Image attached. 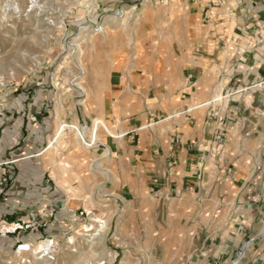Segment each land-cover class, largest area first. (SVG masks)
I'll return each instance as SVG.
<instances>
[{
    "label": "crops",
    "instance_id": "1",
    "mask_svg": "<svg viewBox=\"0 0 264 264\" xmlns=\"http://www.w3.org/2000/svg\"><path fill=\"white\" fill-rule=\"evenodd\" d=\"M182 7L145 58L116 62L97 84L92 116L106 127L94 148L72 129L55 136L59 121L91 120L65 92L1 113L0 166L12 173L1 225L34 222L40 235L52 210L77 230L86 213L115 249L109 263L142 264L148 251L149 264H264V0ZM31 231L0 233V261Z\"/></svg>",
    "mask_w": 264,
    "mask_h": 264
},
{
    "label": "rangeland",
    "instance_id": "2",
    "mask_svg": "<svg viewBox=\"0 0 264 264\" xmlns=\"http://www.w3.org/2000/svg\"><path fill=\"white\" fill-rule=\"evenodd\" d=\"M185 2L0 0V116L6 111H26L33 102L31 97L36 98L41 90L65 92L77 105L79 114H85V120L91 116L89 122L81 121L83 127L64 119L63 123L69 125L65 129L77 134L73 126H78L85 139L77 134L80 145L87 150L94 148L103 141L101 128L95 142L84 131L92 132L94 120L101 118L92 116L97 84L116 62L145 58L151 34L185 17ZM53 104L50 101L48 108L52 109ZM3 168L9 169L1 165L0 172ZM54 214L52 210L47 212L49 221L41 223L40 235L33 233L39 230L34 222L22 223L17 229L0 224V233L5 234L32 229L30 239L16 242L13 252L0 264L130 263L119 259L109 263L105 258L109 250L115 249L105 243V229L97 216L85 213L83 225L71 230L70 226L60 227ZM149 256L150 252L143 251L141 263L149 264Z\"/></svg>",
    "mask_w": 264,
    "mask_h": 264
},
{
    "label": "built area",
    "instance_id": "3",
    "mask_svg": "<svg viewBox=\"0 0 264 264\" xmlns=\"http://www.w3.org/2000/svg\"><path fill=\"white\" fill-rule=\"evenodd\" d=\"M225 129L223 125V119L219 118L218 125L214 130V139L220 141L224 137ZM11 171L9 169L3 168L0 172V193L4 190L5 186L10 182ZM20 225H15V229L19 228ZM14 229V230H15Z\"/></svg>",
    "mask_w": 264,
    "mask_h": 264
},
{
    "label": "bare ground",
    "instance_id": "4",
    "mask_svg": "<svg viewBox=\"0 0 264 264\" xmlns=\"http://www.w3.org/2000/svg\"><path fill=\"white\" fill-rule=\"evenodd\" d=\"M66 126H69V125H68V124H64V123L59 124L55 136L58 137V136L60 135L62 129H63L64 127H66ZM101 126L106 127V123H105V121H104L102 118H96V119L94 120L93 129H92V135H91V137H90V141H91V142H95L96 137H97V131H98L99 127H101ZM73 127L77 130V132H78L77 134H78V135H79V136L85 141V139H84V135H83V132H82V130L79 128L80 126L78 127V126L74 125ZM108 132H109V131H108ZM109 134H110V132H109ZM54 138H55V137H54ZM54 138L50 141V146L53 145ZM91 142H90V143H91ZM96 220H97V219H96Z\"/></svg>",
    "mask_w": 264,
    "mask_h": 264
}]
</instances>
